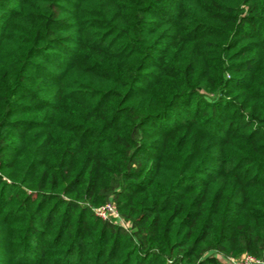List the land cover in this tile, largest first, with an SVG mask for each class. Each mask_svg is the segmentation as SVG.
<instances>
[{"label":"trees","instance_id":"obj_1","mask_svg":"<svg viewBox=\"0 0 264 264\" xmlns=\"http://www.w3.org/2000/svg\"><path fill=\"white\" fill-rule=\"evenodd\" d=\"M243 254L264 261V0H0V264Z\"/></svg>","mask_w":264,"mask_h":264},{"label":"built area","instance_id":"obj_2","mask_svg":"<svg viewBox=\"0 0 264 264\" xmlns=\"http://www.w3.org/2000/svg\"><path fill=\"white\" fill-rule=\"evenodd\" d=\"M94 213L106 220H114L121 224L125 222L121 217L120 214L115 206V204L111 201L93 208ZM127 223V222H125ZM125 226V224H123ZM129 225V224H128ZM126 225V226H128ZM226 261L230 264H264V261H262L259 258H256L255 256L251 254H243L237 258H231L227 257Z\"/></svg>","mask_w":264,"mask_h":264},{"label":"rangeland","instance_id":"obj_3","mask_svg":"<svg viewBox=\"0 0 264 264\" xmlns=\"http://www.w3.org/2000/svg\"><path fill=\"white\" fill-rule=\"evenodd\" d=\"M123 224H125V226L128 225V223H125V222H123Z\"/></svg>","mask_w":264,"mask_h":264}]
</instances>
